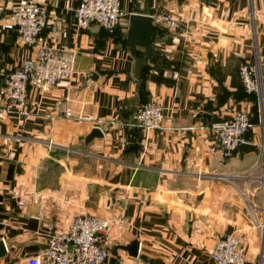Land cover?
Returning <instances> with one entry per match:
<instances>
[{
	"label": "crops",
	"instance_id": "0c3cea01",
	"mask_svg": "<svg viewBox=\"0 0 264 264\" xmlns=\"http://www.w3.org/2000/svg\"><path fill=\"white\" fill-rule=\"evenodd\" d=\"M21 1L47 8L45 43L72 51L76 74L44 93L30 88L27 115L0 105V264H25L85 215L110 221L105 264H214V246L230 233L242 239L245 264H264V229L255 227L264 224V124L248 131L254 147L227 159L208 152L212 123L252 110L238 70L258 63L264 77V0H123L130 15L170 11L179 20L174 31L156 24L158 57L139 84L142 51L126 40L128 18L114 34L97 24L78 30V0H0V85L36 53L3 29ZM149 101L164 121L145 134L133 114ZM94 127L103 138L85 145ZM133 143L137 152L126 153ZM132 241L136 257L115 249Z\"/></svg>",
	"mask_w": 264,
	"mask_h": 264
},
{
	"label": "built area",
	"instance_id": "2783aa9c",
	"mask_svg": "<svg viewBox=\"0 0 264 264\" xmlns=\"http://www.w3.org/2000/svg\"><path fill=\"white\" fill-rule=\"evenodd\" d=\"M123 0H78L74 10V27L87 29L97 24L112 32L130 14L122 8ZM154 23L166 29H178L179 20L173 12L153 16ZM48 23V11L44 5L34 1H21L12 18L3 29L15 32L29 48H35L34 57L20 63L0 85V105L6 111L21 115L29 113L28 91L35 88L47 92L60 82L71 81L75 77V54L67 48L56 49L46 45L42 32ZM238 78L246 93H254L258 104L262 103L263 74L258 63H243L238 70ZM70 117L69 111H63ZM133 120L143 132L159 131L163 128V107L156 101L139 105ZM252 127L247 112L235 111L229 119L210 126L211 147L209 153L219 151L224 158L237 153L239 147L248 144L246 135ZM227 182V178L220 177ZM20 205L22 203H19ZM125 221H120V224ZM264 229V224L255 223ZM110 221L97 216H77L67 231L52 233L40 254L30 256L25 264H105L109 255ZM3 241V240H2ZM6 249V246H5ZM7 250V249H6ZM214 264H245L246 251L239 235L230 233L222 236L211 252Z\"/></svg>",
	"mask_w": 264,
	"mask_h": 264
},
{
	"label": "water",
	"instance_id": "95a60500",
	"mask_svg": "<svg viewBox=\"0 0 264 264\" xmlns=\"http://www.w3.org/2000/svg\"><path fill=\"white\" fill-rule=\"evenodd\" d=\"M157 28L153 17L149 15L133 13L128 17L127 42L142 51V57L134 59L133 77L137 84L141 81V75L144 66L150 59L156 56L154 45L156 44ZM1 59V57H0ZM97 76L90 74L87 80L96 81ZM264 100V82L262 86V102ZM196 118H205L207 121L211 120V115L207 113H198ZM1 133H5L4 125H1ZM103 133L97 127H94L90 133L85 137L84 144L87 145L95 139H102ZM249 147H254L251 144H244L239 147V150H244ZM139 149L138 143L129 144L125 152H137ZM115 249H122L128 252L132 257H136L139 249V243L132 241L129 245L119 246ZM6 256L5 244L0 240V261Z\"/></svg>",
	"mask_w": 264,
	"mask_h": 264
},
{
	"label": "trees",
	"instance_id": "16d2710c",
	"mask_svg": "<svg viewBox=\"0 0 264 264\" xmlns=\"http://www.w3.org/2000/svg\"><path fill=\"white\" fill-rule=\"evenodd\" d=\"M156 28H157V36H159L161 31H160V29L158 27H156ZM116 30H117V28L114 31H112V32H109L107 30H105V31L107 33H109V34H114L116 32ZM157 57H158V54L156 53V56L153 57L152 59L157 58ZM240 90H241L243 98L250 99L254 103L253 107H252V110H251V112L249 114L250 115V122H251V124H253L254 122H257V120H258V114H259V112H258V97L254 93H251V94L246 93L245 90L243 89L242 85H241ZM246 138L247 139L249 138L248 133L246 135Z\"/></svg>",
	"mask_w": 264,
	"mask_h": 264
},
{
	"label": "rangeland",
	"instance_id": "374dc122",
	"mask_svg": "<svg viewBox=\"0 0 264 264\" xmlns=\"http://www.w3.org/2000/svg\"><path fill=\"white\" fill-rule=\"evenodd\" d=\"M258 112H259V114H258V120H257V122L259 123L260 120H261V123L264 124V100H263L262 103L260 102L258 104Z\"/></svg>",
	"mask_w": 264,
	"mask_h": 264
}]
</instances>
